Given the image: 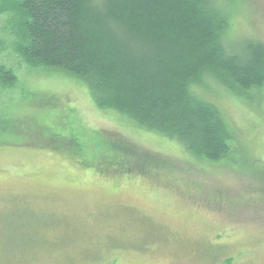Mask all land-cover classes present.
I'll list each match as a JSON object with an SVG mask.
<instances>
[{
	"label": "rangeland",
	"instance_id": "obj_1",
	"mask_svg": "<svg viewBox=\"0 0 264 264\" xmlns=\"http://www.w3.org/2000/svg\"><path fill=\"white\" fill-rule=\"evenodd\" d=\"M225 2L230 46L264 43V0ZM10 19L0 15V66L17 78L0 84V264H264V88L192 87L231 134L209 162L103 111L81 79L29 66ZM121 139L159 174L103 170L101 152L123 163Z\"/></svg>",
	"mask_w": 264,
	"mask_h": 264
},
{
	"label": "trees",
	"instance_id": "obj_2",
	"mask_svg": "<svg viewBox=\"0 0 264 264\" xmlns=\"http://www.w3.org/2000/svg\"><path fill=\"white\" fill-rule=\"evenodd\" d=\"M223 2L0 0V15L11 16L15 51L29 66L81 79L103 111L213 162L229 153L231 134L217 107L192 87L207 88L215 80L239 97L264 88V43L247 40L231 47L230 8ZM16 79L0 66V84ZM120 157L117 166L115 153L101 152L108 164L103 170L161 171L147 163L148 154L126 144ZM136 159L142 164L132 166Z\"/></svg>",
	"mask_w": 264,
	"mask_h": 264
}]
</instances>
